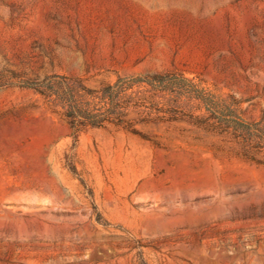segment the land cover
<instances>
[{"label":"rangeland","instance_id":"rangeland-1","mask_svg":"<svg viewBox=\"0 0 264 264\" xmlns=\"http://www.w3.org/2000/svg\"><path fill=\"white\" fill-rule=\"evenodd\" d=\"M162 71L258 119L264 0H0V264H264V166L232 137L185 117L141 127L159 146L114 128L76 142L15 86Z\"/></svg>","mask_w":264,"mask_h":264},{"label":"trees","instance_id":"trees-1","mask_svg":"<svg viewBox=\"0 0 264 264\" xmlns=\"http://www.w3.org/2000/svg\"><path fill=\"white\" fill-rule=\"evenodd\" d=\"M15 86L32 91L44 107L69 126L76 142L88 129L114 128L159 146L141 127L174 123L187 117L199 128L232 137L246 161L264 166V111L258 119L248 120L241 100L231 94H218L183 73L118 75L97 88L90 87L81 77L52 74L42 79L19 80ZM188 101H197L202 114H185L182 107ZM67 166L77 175L72 163ZM96 221L103 224L100 214ZM139 258V264H147Z\"/></svg>","mask_w":264,"mask_h":264}]
</instances>
